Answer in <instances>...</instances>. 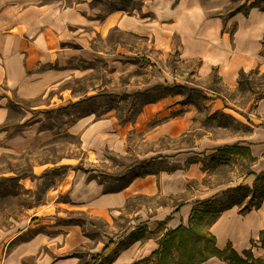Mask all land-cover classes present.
<instances>
[{
  "label": "rangeland",
  "instance_id": "1",
  "mask_svg": "<svg viewBox=\"0 0 264 264\" xmlns=\"http://www.w3.org/2000/svg\"><path fill=\"white\" fill-rule=\"evenodd\" d=\"M73 1L67 0L70 4ZM93 3L106 10L117 7L127 11L140 5L137 0H93ZM252 5L264 10V0H247L245 3L234 0L231 8L247 14ZM233 12L225 13V20ZM237 29L238 23L230 21L232 42L236 39ZM213 40L221 43L219 34L214 35ZM262 41L264 44V38ZM158 44L147 36L113 30L98 43L104 54L95 60L75 62L84 66L85 71L43 96L23 100L24 107L33 105L37 108L31 110L33 115L30 116L39 121L34 128H48L51 131L47 132L48 138L52 132L54 135L20 153L7 152L0 158L2 255L36 232L45 231L49 235L60 232L63 235L73 224L81 226L92 245L103 236L110 237L111 232L133 225L129 222L138 210L145 212L148 207L164 209V204H179L194 194L195 189L210 191L241 183L250 188L255 186L256 176L253 174L248 178L245 175L250 170L264 169V141L257 140L264 137V69L252 68L234 82L225 81L219 71L213 69L204 76L189 75L191 82L182 81L183 76L180 84L166 86L161 84L166 80L161 73L168 75L167 71H172L174 64L179 66L180 50L176 43L166 54L164 46ZM194 61L187 67L190 74L195 72L197 62ZM169 79L170 83H176L171 80V74ZM220 96L221 109H215L211 99ZM87 113L97 120L115 116L119 123L116 122L114 129L109 131L117 130L118 136L113 139L109 131H104L93 133L84 140L81 133L70 132L69 127ZM22 114V110L12 106L7 122L12 131L19 130L16 124ZM176 119L184 120L181 130ZM242 140L253 142L251 148L255 156L251 157L247 152L231 154L221 149ZM82 171L86 172L87 178H95L107 188H114L134 175L161 171L164 194L135 195L123 214L107 223L85 210L59 203L68 199L66 192L59 191L66 173ZM171 172L174 173L168 175ZM172 179L187 180L188 191L184 195L170 194L177 189L175 184L171 185ZM260 189L264 191V185ZM247 200L234 207L247 213ZM260 201L262 206L264 198ZM258 202L259 197L253 201L251 209L255 213L260 207L255 205ZM253 215L251 223L243 225L247 239L245 246L238 250L251 248L255 256L264 257V222L256 224L257 215ZM176 224L177 220L170 223L171 226ZM213 226L210 230L215 234ZM200 229L206 231L207 227ZM151 232L132 230L108 255L112 257L125 248L126 243L139 237L144 239L153 234ZM229 242L236 247L233 240ZM153 244L152 240L145 250ZM199 245L194 235L188 237L186 243L182 240L172 248L168 264H196L203 256L200 249H206L205 244ZM90 255L87 253L84 261L90 259ZM154 261L149 256L143 264ZM27 264H33L32 259Z\"/></svg>",
  "mask_w": 264,
  "mask_h": 264
},
{
  "label": "crops",
  "instance_id": "2",
  "mask_svg": "<svg viewBox=\"0 0 264 264\" xmlns=\"http://www.w3.org/2000/svg\"><path fill=\"white\" fill-rule=\"evenodd\" d=\"M137 1L140 5L127 11L117 7L106 10L93 3V0H74L72 4L67 0H0V158L7 152L17 154L39 144L45 138L47 140V132L50 130L35 129L34 126L39 121L30 117L33 115L31 110L37 108L33 105L24 107L23 100L43 96L77 76L79 72L85 71L84 66L75 62L95 60L104 54L98 43L113 30L147 36L159 42V46H164L166 54L177 43L180 50L179 66L174 64L172 71H167L168 75L161 73L166 78L164 82H170L169 74L173 82H181L183 76L182 81L191 82L189 75L204 76L213 69H217L225 81L234 82L238 81L239 75L252 68L258 66L264 69V10L258 5H252L245 14L242 10L234 11L231 8L234 0ZM246 1L241 0V3ZM229 11L234 12L226 16L225 20V13ZM230 21L238 23L234 42L230 38ZM216 34H219L221 43L213 40ZM192 60L197 65L195 72L190 74L187 67L193 63ZM220 99L221 96L211 99L215 109H221ZM12 106L23 111L16 124L19 130L16 131H12L7 123ZM176 120L181 130L184 120ZM116 122L119 123V120L116 118L115 121L113 115L97 120L91 114H86L74 122L69 131L81 133L85 140L93 133L114 129ZM109 133L113 139L118 136L117 130ZM52 135L54 132L50 137ZM257 140L264 141V137ZM252 143L242 140L234 144L248 145L252 157L255 156L252 153ZM223 148L224 146L221 147ZM162 175L160 171L138 176L121 190L105 192L104 184L95 178H87L85 171L68 172L59 186V191L62 194L66 192L68 199L59 203L85 210L92 217L111 223L123 214L129 200L135 195L164 194ZM252 176L254 175L246 177ZM175 181L172 179L171 185L175 184L177 189L170 194L178 192L184 195L189 189L187 180ZM228 186L210 191L195 189L194 194L179 204H164V209L156 206L154 209L145 208V212L138 210L129 222V225H133L123 227L119 232H111L110 237L103 236V239L96 240L92 245L79 224L69 226L63 235L60 232L51 235L45 231L36 232L19 241L4 255L1 254V247L0 264H27L31 259L33 264H82L87 253H91V257L101 253L111 241L115 244L92 264H143L144 259L158 248L163 228L186 225L194 207L221 195ZM255 211L256 213L251 210L243 214L237 207L225 210L213 226L217 245L224 248L227 242L233 240L237 249L244 247L247 237L243 225L245 222L251 223L253 214L257 215L255 223L258 224L259 221L263 224L264 202ZM174 220H177V224L171 226L170 223ZM141 229L152 231L153 234L129 242L112 257L108 255L132 230ZM241 233L244 241L241 245H236ZM152 240L154 244L146 251L145 248ZM132 247L135 249L130 252ZM57 253L61 254L55 256ZM199 264L227 263L214 256Z\"/></svg>",
  "mask_w": 264,
  "mask_h": 264
},
{
  "label": "trees",
  "instance_id": "3",
  "mask_svg": "<svg viewBox=\"0 0 264 264\" xmlns=\"http://www.w3.org/2000/svg\"><path fill=\"white\" fill-rule=\"evenodd\" d=\"M161 84L173 87L180 83L164 82ZM69 105L70 104L66 106ZM222 150L231 154H245L246 152L250 153L251 151L248 145L240 144L226 145ZM252 174L256 176L254 181L255 186L253 188H250L248 185L242 183L236 186H228L223 190L221 195L206 200L202 204L194 207L189 217V225L180 224L175 228H163V233L158 239V248L154 250L150 256L155 259L153 264H168V258L172 248L182 242V240L184 243H186L188 237L191 235L197 237L200 244L199 246L202 247L201 244H205L206 246L205 250L200 249L203 252V256L197 261L196 264H199L214 256L225 260L227 264H264V257L255 256L251 248H244L240 251L235 248L231 242L227 243L225 248H220L217 245L216 235L210 230V228L217 222L225 210L234 207L235 205L241 206L247 198L248 200L245 205L246 212L252 209L253 201L258 197L259 202L255 203V205H257V207L260 206V200L264 198V191L260 189L261 186L264 185V169L258 172L250 170L245 176ZM138 176L141 175H134L128 181L121 183L114 188H107V186L104 185V191L113 192L121 190ZM201 226L207 227L206 231H202L200 229ZM114 244L115 242L111 241L104 247L101 253L93 255L90 259L86 260L82 264H92L93 262L97 261L100 256L109 250Z\"/></svg>",
  "mask_w": 264,
  "mask_h": 264
},
{
  "label": "bare ground",
  "instance_id": "4",
  "mask_svg": "<svg viewBox=\"0 0 264 264\" xmlns=\"http://www.w3.org/2000/svg\"><path fill=\"white\" fill-rule=\"evenodd\" d=\"M243 239H244V236H243L242 233H241V234L239 235V237L237 238V240H236V242H237L236 245H241Z\"/></svg>",
  "mask_w": 264,
  "mask_h": 264
}]
</instances>
